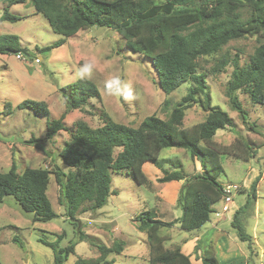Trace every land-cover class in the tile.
<instances>
[{
  "label": "rangeland",
  "instance_id": "1",
  "mask_svg": "<svg viewBox=\"0 0 264 264\" xmlns=\"http://www.w3.org/2000/svg\"><path fill=\"white\" fill-rule=\"evenodd\" d=\"M9 4V0H0V17L4 7L8 6L9 11L20 19H0V35L19 36L20 48L27 49V52L0 53V170L8 171L12 164L16 165L18 172L27 167L50 169L47 193L58 216L49 221L34 222L32 214L25 212L13 195L6 196L0 203V263L54 264V250L39 239L55 241L58 234L64 233L61 246L76 242L75 252L64 264H74L79 257H97L100 255L97 245L111 246L115 240H122L125 245L122 252L108 256L114 260L113 264H148L146 236L138 229L136 220L146 209L155 211L163 222L176 220L181 215L177 200L183 182L180 185L174 181L160 182L158 179L163 172L152 162L144 165L148 182L143 184L138 183L127 168L114 171L111 174L112 192L106 204L97 211L78 213L76 216L80 222L75 227L73 220L66 215L67 198L61 192L54 171L60 168L67 174L75 172V167L66 164L58 155L77 129L78 120H85L96 127L108 117L132 126H138L151 114L165 119L188 93L193 82L189 80L169 94L164 92L152 60L139 52L120 47L119 33L108 27L91 26L68 37L63 45L42 51L40 48L65 37L50 27L48 20L35 10L30 0ZM257 44L256 36L242 37L230 41L222 53L231 58L239 54L243 64ZM218 56L201 58L199 72L206 73L212 105L227 111L234 127L228 125L218 129L214 139L220 145L238 147V152L243 150V143H248L252 148L250 152L254 153L248 159L235 151L219 154L223 166L219 181L224 186H238L233 190V201L228 210L222 198L213 205L214 211L203 230L189 233L176 222L172 226H163L160 232L169 237L165 241L167 248H182L189 237L200 233L204 234L199 241L200 252L209 245L215 249L220 264H264V104L253 102L247 93L238 91L247 111L246 120L242 118L239 111L231 106L226 93L233 65L230 63L217 72L212 71ZM81 76L98 86L100 98L90 97L83 108L68 110L61 88ZM202 97L203 94L200 95ZM26 98L45 101L49 114L17 108V104ZM207 113L199 102L193 103L185 110L183 127L203 121ZM63 114L65 129L48 138L49 121ZM32 138L38 140L30 142ZM120 149L117 147L114 154ZM160 160H164V167L170 172L180 170L189 177L202 169L197 157L177 147L162 149ZM257 176H260L257 198L241 215L250 244L249 240L239 238L232 219L237 208L246 202L251 183ZM211 226L217 229L212 234L209 233ZM80 229L94 238L97 245L79 239ZM192 253L193 263L200 264L199 255H194L195 251Z\"/></svg>",
  "mask_w": 264,
  "mask_h": 264
},
{
  "label": "trees",
  "instance_id": "2",
  "mask_svg": "<svg viewBox=\"0 0 264 264\" xmlns=\"http://www.w3.org/2000/svg\"><path fill=\"white\" fill-rule=\"evenodd\" d=\"M23 1L9 0V5ZM30 1L35 10L48 20L50 27L65 37L40 48L42 51L63 45L68 37L91 26L108 27L119 33L120 47L139 52L152 60L158 83L164 92L169 94L183 83L193 82L188 93L165 119L151 114L138 126H132L108 117L96 127L85 120L77 121V129L71 133L58 155L66 164L74 166L75 172L67 174L60 168L54 171L61 192L67 198L66 215L73 220L72 224L78 226L80 220L76 215L81 211H97L106 204L112 192V172L127 168L136 181L143 184L148 182L144 165L152 162L163 172L158 179L160 182L183 180V186L177 200L181 215L176 220L163 222L155 211L148 209L143 210L136 220L138 229L146 236L148 264H194L191 259L193 251L194 255H199L200 264H220L214 248L208 245L200 252V240L191 253H186L180 246L167 248L165 241L169 237L160 230L176 222L186 231L200 229L210 220L213 205L225 196V186L218 179L223 171L219 154L235 151L248 159L254 153L250 152L252 148L248 143L242 142L243 150L238 152V147L220 145L215 141L218 129L228 125L234 127V124L227 111L212 105L206 73L199 72V68L201 58L216 55L219 56L212 71L217 72L230 63L233 65L226 93L231 106L239 111L244 120L247 111L238 91L247 93L253 102L264 104V0ZM0 19L15 21L20 17L5 6ZM246 36H256L258 44L245 63L241 64L239 54L231 58L222 53L223 47L230 41ZM20 47L19 36L0 35V53L19 52ZM61 89L68 110L83 108L90 97L100 98L98 86L85 76ZM195 102H199L208 113L203 121L183 127L185 110ZM17 108L49 114L48 106L42 100L26 98L17 104ZM63 120L64 114L49 121L48 138L65 129ZM37 140L32 138L29 141ZM117 147L121 149L114 154ZM171 147L188 150L201 162L202 169L190 177L180 170L170 172L164 167V160H160V153L162 149ZM51 173L50 169L43 167H27L18 172L15 164L8 171L0 170V203L6 196L13 195L21 208L32 214L34 222L56 218L58 213L47 193ZM259 180L260 176H257L252 181L246 202L237 208L232 219L242 241L249 240L250 236L245 231L241 215L256 200ZM86 203L89 204L85 207ZM80 232L79 239L96 244L94 238L81 229ZM64 237L62 233L55 241L39 239L54 250V264H64L75 252L76 242L60 245ZM249 242L251 244V240ZM124 245L122 240H115L111 246L97 245L99 256L79 257L74 264H113L114 260L108 256L113 252H122Z\"/></svg>",
  "mask_w": 264,
  "mask_h": 264
},
{
  "label": "crops",
  "instance_id": "3",
  "mask_svg": "<svg viewBox=\"0 0 264 264\" xmlns=\"http://www.w3.org/2000/svg\"><path fill=\"white\" fill-rule=\"evenodd\" d=\"M145 170V169H144ZM155 171H157V173H158V170H155ZM174 181V184H178V185H180V182H183V181H177V180H173ZM177 181V182H176ZM206 226H202L200 229H204ZM212 227L213 226H211V228H210V231H209V233H214V232H216V230L217 229H212ZM200 229H196V230H193V231H189V233H195V231H199ZM204 236V234H200V233H197L196 235H194V236H191V237H189L187 240H186V242L182 245V249H183V251H185L186 253H191L192 252V250H193V248H194V246H195V244L199 241V240H201L202 239V237ZM189 250H190V252H189Z\"/></svg>",
  "mask_w": 264,
  "mask_h": 264
},
{
  "label": "built area",
  "instance_id": "4",
  "mask_svg": "<svg viewBox=\"0 0 264 264\" xmlns=\"http://www.w3.org/2000/svg\"><path fill=\"white\" fill-rule=\"evenodd\" d=\"M18 56L20 57V54H18ZM238 188L237 185H227L225 186V196H224V200H225V209L228 210L229 208V204L233 201V190H236Z\"/></svg>",
  "mask_w": 264,
  "mask_h": 264
},
{
  "label": "water",
  "instance_id": "5",
  "mask_svg": "<svg viewBox=\"0 0 264 264\" xmlns=\"http://www.w3.org/2000/svg\"><path fill=\"white\" fill-rule=\"evenodd\" d=\"M20 51H22V52H25V53H26V52H27V49H21Z\"/></svg>",
  "mask_w": 264,
  "mask_h": 264
}]
</instances>
